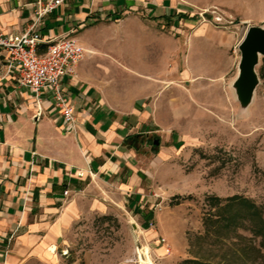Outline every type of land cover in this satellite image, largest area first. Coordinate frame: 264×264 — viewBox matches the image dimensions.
Segmentation results:
<instances>
[{"label":"crops","instance_id":"1","mask_svg":"<svg viewBox=\"0 0 264 264\" xmlns=\"http://www.w3.org/2000/svg\"><path fill=\"white\" fill-rule=\"evenodd\" d=\"M142 6L68 0L38 26L39 53L65 34L93 50L62 81L76 119L69 130L46 91L37 117V98L7 73L0 51V264L55 260L56 251L70 250L82 222L113 213L115 204L154 217L159 180L196 138L188 125L238 111L231 84L246 31L201 24L146 53L117 51V37L92 30L96 21ZM35 10L34 0H0V30H29ZM149 18L174 17L155 7Z\"/></svg>","mask_w":264,"mask_h":264},{"label":"rangeland","instance_id":"2","mask_svg":"<svg viewBox=\"0 0 264 264\" xmlns=\"http://www.w3.org/2000/svg\"><path fill=\"white\" fill-rule=\"evenodd\" d=\"M142 1V7L119 19L96 21L92 30L117 37V51L131 47L152 53L161 38L170 44L193 26L215 27L202 19V12L207 19L212 10L234 14L239 24L230 30L264 24V0ZM155 7L174 17L172 22L151 20ZM263 67L262 60L259 74ZM260 78L254 103L243 116L239 108L230 109L212 118L217 122L188 125L196 138L176 153L170 171L159 180L162 203L155 206L154 217L115 204L113 213L81 223L68 252L59 249L55 260L29 258L23 264H148L143 261L146 248L154 264H184L187 259L196 261L186 264H264L263 238L254 232L259 217L240 200L232 206L230 222L220 217L227 199L238 195L255 203L264 218V75Z\"/></svg>","mask_w":264,"mask_h":264},{"label":"built area","instance_id":"3","mask_svg":"<svg viewBox=\"0 0 264 264\" xmlns=\"http://www.w3.org/2000/svg\"><path fill=\"white\" fill-rule=\"evenodd\" d=\"M68 0H34L35 16L29 30L16 34L0 30V51H5L6 69L8 74L16 76L20 88L29 89L37 98V117L42 113V93H50L51 100L65 121V129L75 126L74 106L63 93L62 81L65 75L72 72L88 53L92 51L84 47L77 38L65 34L51 40L45 53H39L44 36L38 29L43 19L56 11ZM200 13L204 21L211 22L215 27L227 29L236 27L237 17L220 10ZM68 190L65 191V194ZM157 204L156 206H159ZM152 224V223H151Z\"/></svg>","mask_w":264,"mask_h":264},{"label":"water","instance_id":"4","mask_svg":"<svg viewBox=\"0 0 264 264\" xmlns=\"http://www.w3.org/2000/svg\"><path fill=\"white\" fill-rule=\"evenodd\" d=\"M238 47V74L231 88L240 104L239 112L243 116L254 103L257 88L261 83L258 66L264 58V24L249 25Z\"/></svg>","mask_w":264,"mask_h":264},{"label":"trees","instance_id":"5","mask_svg":"<svg viewBox=\"0 0 264 264\" xmlns=\"http://www.w3.org/2000/svg\"><path fill=\"white\" fill-rule=\"evenodd\" d=\"M180 17L181 18H187L188 15L181 14ZM263 61H264V58H263ZM260 74H261V76L264 75V67H263V73L261 72ZM136 137H138V136H136ZM136 137H133V138H136ZM214 198H216V200L220 201V199L218 197H214ZM227 200H228V203L223 207V209H222L223 214H221L220 217H222V218L226 219L228 222H230L231 218H232V215H230L232 206L234 205V203L236 201L240 200V202L242 204H245L246 206L249 207L248 209L251 212L252 216H254V217L257 216L261 220V225L259 224L260 226H258L257 228L255 227L254 228V232L257 235H261L262 236V238H263L262 245L264 246V218H262V213H261L259 207L256 206L255 203L251 202L249 199L239 197L238 195L229 197ZM195 261L196 260H193V259H187V260H184L183 262H184V264H186V263L195 262Z\"/></svg>","mask_w":264,"mask_h":264},{"label":"bare ground","instance_id":"6","mask_svg":"<svg viewBox=\"0 0 264 264\" xmlns=\"http://www.w3.org/2000/svg\"><path fill=\"white\" fill-rule=\"evenodd\" d=\"M143 253L145 255V260L143 259V261L148 264H154L153 259L150 255L149 249L146 248Z\"/></svg>","mask_w":264,"mask_h":264}]
</instances>
